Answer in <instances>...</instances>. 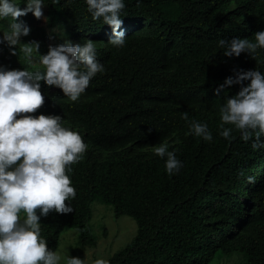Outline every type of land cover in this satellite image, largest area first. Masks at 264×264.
Segmentation results:
<instances>
[{
    "label": "trees",
    "instance_id": "trees-1",
    "mask_svg": "<svg viewBox=\"0 0 264 264\" xmlns=\"http://www.w3.org/2000/svg\"><path fill=\"white\" fill-rule=\"evenodd\" d=\"M45 3L50 21L72 24L73 43L97 44L105 67L76 102L41 82L45 101L32 115H60L88 145L68 173L75 211L41 218L48 247L56 250L65 229L77 232L81 249L93 247L88 221L98 201L137 226L110 264H211L222 254L240 256L238 264H264V149L253 150L231 125L230 142L219 135V108L240 86L214 92L234 70L264 72V49L253 59L226 57L217 46L220 38L254 41L264 30V0H125L123 20L153 14L163 24L125 33L119 49L107 44L111 26L85 16V0ZM9 50L0 44V64L26 68ZM184 112L207 122L213 140L193 135ZM165 141L183 162L172 176L154 152Z\"/></svg>",
    "mask_w": 264,
    "mask_h": 264
},
{
    "label": "clouds",
    "instance_id": "clouds-1",
    "mask_svg": "<svg viewBox=\"0 0 264 264\" xmlns=\"http://www.w3.org/2000/svg\"><path fill=\"white\" fill-rule=\"evenodd\" d=\"M148 2L155 6L153 1ZM234 5L232 3L230 8ZM125 6V0H85L80 7L86 17L111 26L112 36L107 44L119 49L126 44L125 33L163 24L161 19L155 21L153 14L123 20L121 13ZM43 8L46 16H43ZM158 8L157 12L161 10ZM47 9L45 0H0V27L5 30L0 44H6L14 55L19 46L29 63L33 54H37L43 66L32 71L0 65V264H61L62 259L66 264H88L87 256L81 259L70 256L69 252L50 249L41 234L42 217L50 212L75 211L71 201L77 191L68 173L70 166L82 159L88 145L78 131L64 125L60 115L32 114L45 101L41 82L61 89L64 96L76 102L90 80L103 73L105 67L97 58V44L91 39H85L84 43L66 39L53 46L49 27L63 23V31L72 34L73 26L66 19L50 21ZM41 17L44 21L39 28H33ZM47 46V53L41 55L39 49ZM217 46L226 57L247 53L254 59V53L264 49V30L254 33V41L220 38ZM233 85H239L240 89L228 95L219 108V135L230 142L233 127L225 125H231L239 130L244 142H250L253 150L264 149V72L257 68L234 70V75L226 77L214 92L219 96ZM182 118L193 135L204 141L213 140L207 122L190 119L187 112L182 113ZM154 152L164 159L169 176L183 167L176 151L169 150L168 143L154 147ZM247 182L254 184L256 177L249 175ZM22 213L26 214L23 218ZM94 264H110V260L98 258Z\"/></svg>",
    "mask_w": 264,
    "mask_h": 264
},
{
    "label": "rangeland",
    "instance_id": "rangeland-1",
    "mask_svg": "<svg viewBox=\"0 0 264 264\" xmlns=\"http://www.w3.org/2000/svg\"><path fill=\"white\" fill-rule=\"evenodd\" d=\"M43 13V16H46L45 8H43ZM29 14L34 16L32 13ZM43 21L44 17L37 19L33 24V28L38 29ZM63 27V23H61V25L58 24V27H49V30L53 33V38L51 39L53 46L63 43L66 39H72V34L65 33L62 29ZM3 31L5 30L0 27V36L3 35ZM48 48L49 46L40 48L39 53L41 55L46 54ZM17 50L20 51L15 54L19 62L18 65L20 64L19 68L26 66L28 70L32 71L37 68H43V66L39 64L37 54H33L32 62L29 63L19 46L17 47ZM9 52L12 56H15L12 54L11 50H9ZM6 62L7 59L4 63ZM165 142L167 143V141ZM21 216L23 218L26 214L22 213ZM88 228L89 237L94 242L93 247L81 249L77 232L73 229H65L59 237V243L56 250L61 253L69 252L70 256L79 257L81 259H84L87 256L88 264H94V261L98 258L109 259L114 254L121 252L135 237L137 231L136 223L132 218L127 216L116 217L111 206L102 204L98 201L91 204V216L88 221ZM241 260L242 258L236 254L232 256L222 254L213 260L211 264H238ZM61 264H66V261L62 259Z\"/></svg>",
    "mask_w": 264,
    "mask_h": 264
}]
</instances>
